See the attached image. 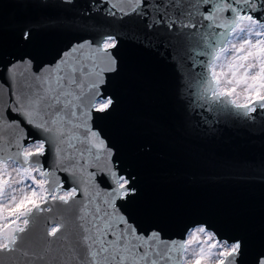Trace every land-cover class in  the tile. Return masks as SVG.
<instances>
[{"label": "snow or ice", "instance_id": "1", "mask_svg": "<svg viewBox=\"0 0 264 264\" xmlns=\"http://www.w3.org/2000/svg\"><path fill=\"white\" fill-rule=\"evenodd\" d=\"M51 32L71 39L41 61L36 36ZM15 39L11 59L0 51V264H264V244L205 220L178 238L143 227L138 177L101 126L119 104L124 43L193 49L198 71L178 85L188 111L264 125V0H87L22 22Z\"/></svg>", "mask_w": 264, "mask_h": 264}, {"label": "water", "instance_id": "2", "mask_svg": "<svg viewBox=\"0 0 264 264\" xmlns=\"http://www.w3.org/2000/svg\"><path fill=\"white\" fill-rule=\"evenodd\" d=\"M86 2L0 0L4 59L19 51L15 37L22 22L74 15ZM70 39L65 32L38 33L33 50L39 60H48ZM193 54L191 48L147 50L124 43L122 70L114 81L119 104L101 126L119 150L121 166L138 177L136 206L143 227L156 224L168 238H178L185 224L205 220L225 237L239 236L257 247L264 244V125L258 120L247 127L207 105L203 112L188 111L178 85L198 71ZM189 91L192 102L201 103L196 88ZM202 115L216 123L205 126ZM50 164L45 161V167Z\"/></svg>", "mask_w": 264, "mask_h": 264}]
</instances>
